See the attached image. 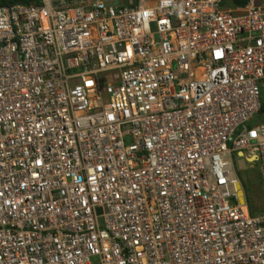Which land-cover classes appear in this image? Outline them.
Wrapping results in <instances>:
<instances>
[{"label": "built area", "instance_id": "2783aa9c", "mask_svg": "<svg viewBox=\"0 0 264 264\" xmlns=\"http://www.w3.org/2000/svg\"><path fill=\"white\" fill-rule=\"evenodd\" d=\"M262 81L264 0L0 5V264H264Z\"/></svg>", "mask_w": 264, "mask_h": 264}, {"label": "rangeland", "instance_id": "374dc122", "mask_svg": "<svg viewBox=\"0 0 264 264\" xmlns=\"http://www.w3.org/2000/svg\"><path fill=\"white\" fill-rule=\"evenodd\" d=\"M262 88V100L264 101V81L261 83ZM237 165L239 169L241 170L242 174L245 176V182H251V189L252 194L255 197L256 203H260L259 205L264 206L263 201V194L261 192L259 184H255L254 182L258 183V180L260 179V170H259V164L255 163V168H251V163H248L243 157L237 158Z\"/></svg>", "mask_w": 264, "mask_h": 264}, {"label": "trees", "instance_id": "16d2710c", "mask_svg": "<svg viewBox=\"0 0 264 264\" xmlns=\"http://www.w3.org/2000/svg\"><path fill=\"white\" fill-rule=\"evenodd\" d=\"M234 4L239 6H244L249 0H232ZM40 0H0V5H11L15 3H21V4H33V3H39ZM263 109H264V101H263ZM251 182H245V188L247 191V198L248 202L251 208L252 214H255L257 212V209L254 207L255 203V197L252 194L251 189Z\"/></svg>", "mask_w": 264, "mask_h": 264}, {"label": "water", "instance_id": "95a60500", "mask_svg": "<svg viewBox=\"0 0 264 264\" xmlns=\"http://www.w3.org/2000/svg\"><path fill=\"white\" fill-rule=\"evenodd\" d=\"M100 211V210H99Z\"/></svg>", "mask_w": 264, "mask_h": 264}]
</instances>
